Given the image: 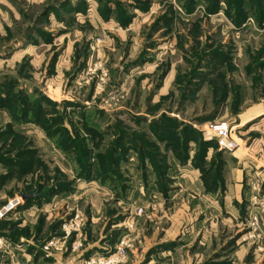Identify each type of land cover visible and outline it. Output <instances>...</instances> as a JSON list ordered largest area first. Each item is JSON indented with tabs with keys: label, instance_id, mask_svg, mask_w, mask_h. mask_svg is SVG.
<instances>
[{
	"label": "rangeland",
	"instance_id": "374dc122",
	"mask_svg": "<svg viewBox=\"0 0 264 264\" xmlns=\"http://www.w3.org/2000/svg\"><path fill=\"white\" fill-rule=\"evenodd\" d=\"M263 102L264 0H0V264H264Z\"/></svg>",
	"mask_w": 264,
	"mask_h": 264
},
{
	"label": "built area",
	"instance_id": "2783aa9c",
	"mask_svg": "<svg viewBox=\"0 0 264 264\" xmlns=\"http://www.w3.org/2000/svg\"><path fill=\"white\" fill-rule=\"evenodd\" d=\"M206 130L211 134L218 148L234 149L236 143L232 137V126L226 121L209 123Z\"/></svg>",
	"mask_w": 264,
	"mask_h": 264
},
{
	"label": "crops",
	"instance_id": "0c3cea01",
	"mask_svg": "<svg viewBox=\"0 0 264 264\" xmlns=\"http://www.w3.org/2000/svg\"><path fill=\"white\" fill-rule=\"evenodd\" d=\"M244 118H240L238 125L242 126L246 122L252 121L255 118L261 117L264 115V102L248 107L242 112Z\"/></svg>",
	"mask_w": 264,
	"mask_h": 264
},
{
	"label": "trees",
	"instance_id": "16d2710c",
	"mask_svg": "<svg viewBox=\"0 0 264 264\" xmlns=\"http://www.w3.org/2000/svg\"><path fill=\"white\" fill-rule=\"evenodd\" d=\"M215 145H216V142H215ZM217 146V145H216Z\"/></svg>",
	"mask_w": 264,
	"mask_h": 264
}]
</instances>
